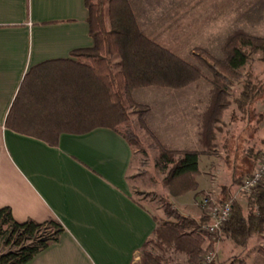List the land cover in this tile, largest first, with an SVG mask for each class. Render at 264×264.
Masks as SVG:
<instances>
[{
	"label": "trees",
	"instance_id": "obj_1",
	"mask_svg": "<svg viewBox=\"0 0 264 264\" xmlns=\"http://www.w3.org/2000/svg\"><path fill=\"white\" fill-rule=\"evenodd\" d=\"M85 4L94 46L72 52L69 59L33 67L21 83L5 128L51 147L59 145L63 134L85 135L97 129H109L123 137L133 149L139 144L131 120L137 113L133 112L136 107L133 92L148 87L182 89L205 75L200 67L183 61L150 39L141 30L130 0H85ZM221 52L222 59L208 55L213 66L207 64L206 68L213 79L199 134L203 150H185L179 152L180 157L176 159V153L163 147L156 163L175 198L197 191L199 157L215 151L216 134L220 131L217 125L222 123L224 113L234 103L242 108V103L250 102L260 93L247 82L239 99L231 101L229 78L237 76L251 54L264 53V38L236 32L225 40ZM257 118L255 133L263 122V115ZM262 145L264 147V142ZM247 154L254 169L261 151L250 149ZM252 172L238 176L231 188H224L220 202L231 200L242 180ZM240 197L234 202L231 218L216 234L201 230L207 221L204 215L199 219L183 216L171 211V205L166 204L167 221L154 218L156 229L141 248V264H167L164 255L147 253L149 246L164 254L186 256L187 264H203L205 256L223 239L239 254L229 264H244L242 256L251 241L264 234V181L251 194ZM65 232V227L56 220L19 223L10 208H3L0 210V264H29L37 255L59 243ZM259 253L264 257V249ZM211 264L223 263L215 259Z\"/></svg>",
	"mask_w": 264,
	"mask_h": 264
},
{
	"label": "crops",
	"instance_id": "obj_2",
	"mask_svg": "<svg viewBox=\"0 0 264 264\" xmlns=\"http://www.w3.org/2000/svg\"><path fill=\"white\" fill-rule=\"evenodd\" d=\"M88 16L85 0H0V210L10 208L19 223L56 220L66 229L59 243L29 264H136L156 229L157 217L135 199L142 192L134 182L135 152L119 134L109 129L63 134L51 147L5 128L33 67L94 46ZM262 107L263 122L254 137L261 153ZM253 170L251 164L241 175ZM229 186L207 193L221 200Z\"/></svg>",
	"mask_w": 264,
	"mask_h": 264
},
{
	"label": "rangeland",
	"instance_id": "obj_3",
	"mask_svg": "<svg viewBox=\"0 0 264 264\" xmlns=\"http://www.w3.org/2000/svg\"><path fill=\"white\" fill-rule=\"evenodd\" d=\"M130 1L137 21L141 20V24L138 21L141 30L150 39L183 61L200 67L205 75L182 89L148 87L133 92L132 100L136 105L133 112L138 114L134 113L131 120L139 139V144L133 148L136 173L134 182L142 190L135 194V199L148 207L160 222L167 221L166 204L171 205V211L199 219L202 210L198 205L199 199L217 186L230 185L231 188L234 178L251 166L247 152L260 149L259 145L255 146L254 137L257 117L264 106V53L251 54L249 62L238 71L237 76L229 78L231 101L239 99L247 82L260 93L250 102L242 103V108L234 103L224 113L222 123L217 125L220 131L216 134L215 151L199 157L197 191L182 197L171 196L165 175L156 163L163 147L176 153V159L180 157L179 152L203 150L199 134L209 104L212 90L210 82L213 79L206 68L208 65L213 66L208 55L222 59L221 47L236 32L264 38V0H135L136 10L133 0ZM194 133H197V137L191 145ZM225 161L229 167H222ZM198 193L202 194L196 200ZM240 195L237 190L238 199ZM216 201L220 202L218 199ZM215 247L212 253L216 254L218 263L229 264L239 255L225 239ZM263 249L264 234L255 236L242 256L244 264H264V257L259 253ZM147 253L164 255L168 259L167 264H187L186 256L172 252L164 254L154 246H149ZM141 257L137 256L136 264H141Z\"/></svg>",
	"mask_w": 264,
	"mask_h": 264
},
{
	"label": "built area",
	"instance_id": "obj_4",
	"mask_svg": "<svg viewBox=\"0 0 264 264\" xmlns=\"http://www.w3.org/2000/svg\"><path fill=\"white\" fill-rule=\"evenodd\" d=\"M264 181V150L261 153L254 171L250 176L242 180L239 188L240 194L249 195L258 188ZM237 196L224 203L217 202L210 194L205 193L198 201L199 207L202 209L207 221L202 225L201 230L209 234H216L221 231V228L231 218V213L234 208V202ZM216 258V254L210 253L205 256L203 264H211Z\"/></svg>",
	"mask_w": 264,
	"mask_h": 264
}]
</instances>
